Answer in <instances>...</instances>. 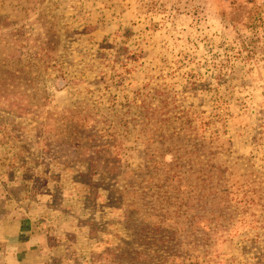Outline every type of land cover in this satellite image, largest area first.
Wrapping results in <instances>:
<instances>
[{
	"label": "rangeland",
	"instance_id": "1",
	"mask_svg": "<svg viewBox=\"0 0 264 264\" xmlns=\"http://www.w3.org/2000/svg\"><path fill=\"white\" fill-rule=\"evenodd\" d=\"M0 205L32 264L190 219L203 264H264V0H0Z\"/></svg>",
	"mask_w": 264,
	"mask_h": 264
},
{
	"label": "trees",
	"instance_id": "2",
	"mask_svg": "<svg viewBox=\"0 0 264 264\" xmlns=\"http://www.w3.org/2000/svg\"><path fill=\"white\" fill-rule=\"evenodd\" d=\"M213 168L220 175L217 167L213 166ZM228 180L231 191L224 186L225 189L221 192L224 193L222 198L230 200L233 195L234 199H237L241 192L242 195L238 199L243 206L251 203L252 195L248 194L250 189L245 186L246 184L243 186L236 176H230ZM202 182L206 187L211 188L210 185H206V180ZM251 188L256 191L253 187ZM253 190H251L252 193ZM227 192H230V196ZM215 195L218 200L219 192ZM217 203L221 204V201ZM161 218L164 220L162 216ZM163 223L157 220L135 228L125 226L127 238L107 252L108 256L104 264H203L208 262L205 255H202L198 249V246L202 245L197 242L203 238L201 235L196 236V233H199L198 228L204 229L205 234L207 228L200 226L198 220L190 219L187 230L169 224L164 226ZM195 237H198V240Z\"/></svg>",
	"mask_w": 264,
	"mask_h": 264
},
{
	"label": "crops",
	"instance_id": "3",
	"mask_svg": "<svg viewBox=\"0 0 264 264\" xmlns=\"http://www.w3.org/2000/svg\"><path fill=\"white\" fill-rule=\"evenodd\" d=\"M21 217V213L9 206L0 211V264H32L33 258L32 262L36 261V245L23 237Z\"/></svg>",
	"mask_w": 264,
	"mask_h": 264
}]
</instances>
